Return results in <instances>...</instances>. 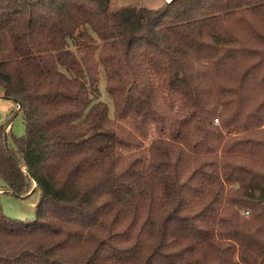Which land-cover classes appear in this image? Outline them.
<instances>
[{
    "label": "trees",
    "instance_id": "1",
    "mask_svg": "<svg viewBox=\"0 0 264 264\" xmlns=\"http://www.w3.org/2000/svg\"><path fill=\"white\" fill-rule=\"evenodd\" d=\"M0 97V264H264V0H0Z\"/></svg>",
    "mask_w": 264,
    "mask_h": 264
},
{
    "label": "rangeland",
    "instance_id": "2",
    "mask_svg": "<svg viewBox=\"0 0 264 264\" xmlns=\"http://www.w3.org/2000/svg\"><path fill=\"white\" fill-rule=\"evenodd\" d=\"M162 0H111L112 6L121 5H146L149 7H157ZM99 99L106 102L109 107V116L113 117V104L109 94L105 89V79L102 74L99 78ZM9 122L7 129H10V134L16 136L24 133V120L21 110L18 109L17 103L10 99L0 97V124H6ZM0 203L5 215L11 218L17 219H33L35 216V206L40 197V191L32 187L29 192L18 197L10 192H2L6 188V184L0 178ZM7 190V189H6Z\"/></svg>",
    "mask_w": 264,
    "mask_h": 264
},
{
    "label": "crops",
    "instance_id": "3",
    "mask_svg": "<svg viewBox=\"0 0 264 264\" xmlns=\"http://www.w3.org/2000/svg\"><path fill=\"white\" fill-rule=\"evenodd\" d=\"M32 187H34V182H32ZM1 190H3L2 188H0V193H1ZM6 190V188H5Z\"/></svg>",
    "mask_w": 264,
    "mask_h": 264
},
{
    "label": "built area",
    "instance_id": "4",
    "mask_svg": "<svg viewBox=\"0 0 264 264\" xmlns=\"http://www.w3.org/2000/svg\"><path fill=\"white\" fill-rule=\"evenodd\" d=\"M246 213H247V211H246Z\"/></svg>",
    "mask_w": 264,
    "mask_h": 264
}]
</instances>
